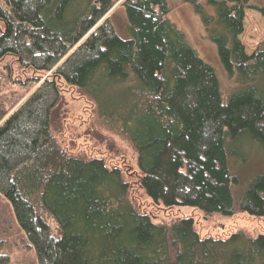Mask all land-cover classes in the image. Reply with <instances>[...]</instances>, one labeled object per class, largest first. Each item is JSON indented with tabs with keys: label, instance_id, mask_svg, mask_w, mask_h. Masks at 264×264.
Segmentation results:
<instances>
[{
	"label": "trees",
	"instance_id": "trees-1",
	"mask_svg": "<svg viewBox=\"0 0 264 264\" xmlns=\"http://www.w3.org/2000/svg\"><path fill=\"white\" fill-rule=\"evenodd\" d=\"M250 1L206 0L219 16V60L240 86L225 103L215 69L166 19V0H88L74 19L72 0H1L0 60L49 76L0 121V195L37 264H264V234L202 238L191 218L156 224L132 203L119 168L68 153L53 133L64 82L134 150L140 187L156 205L264 224V175L243 184L228 151L244 139L264 149V44L248 55L240 40ZM121 2L127 39L108 16ZM182 2L210 31L201 0ZM121 88L128 93L106 103Z\"/></svg>",
	"mask_w": 264,
	"mask_h": 264
},
{
	"label": "rangeland",
	"instance_id": "rangeland-1",
	"mask_svg": "<svg viewBox=\"0 0 264 264\" xmlns=\"http://www.w3.org/2000/svg\"><path fill=\"white\" fill-rule=\"evenodd\" d=\"M166 1L169 8L166 19L184 34L187 44L198 57L215 69L223 100L227 103L240 86L236 79L228 77L212 41L213 32L220 29L216 9L213 6L207 7L206 0H201L205 11L212 18L211 30L208 31L202 16L195 12L193 6L184 4L182 0ZM87 5L88 0H72L70 16L74 19L83 15ZM250 5L253 9H248L245 13L244 33L240 40L245 46L246 53L253 55L264 44V16L260 11L264 10V0H251ZM108 16L117 33L127 39L129 24L122 2L118 3ZM2 31L3 27L0 25V33ZM0 75L2 76L0 121L7 119L49 77L35 75L32 71L23 69L13 57L0 60ZM35 76L42 78L38 81ZM60 87L62 99L55 113L53 127L57 142L65 151L76 157L103 160L110 169L119 168L129 184L132 203L154 223L164 224L191 218L195 230L202 238L224 239L238 232L251 237L264 234L263 221L247 214H236L233 217L206 216L197 209L166 208L156 205L140 187L137 155L131 146L102 126L96 104L79 89L64 82H60ZM127 93L126 88H121L115 94L105 95L106 103L112 101L114 96H123ZM228 151L231 171L243 184L256 175H264V149L261 145L244 139L239 143H228ZM51 224L55 229V225ZM0 256H7L10 264H37L36 254L29 246L25 233L18 226L11 204L2 195H0Z\"/></svg>",
	"mask_w": 264,
	"mask_h": 264
}]
</instances>
